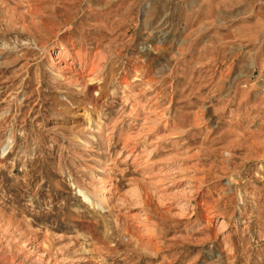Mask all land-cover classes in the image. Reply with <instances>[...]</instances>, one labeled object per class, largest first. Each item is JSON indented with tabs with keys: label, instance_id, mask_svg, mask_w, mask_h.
Listing matches in <instances>:
<instances>
[{
	"label": "rangeland",
	"instance_id": "rangeland-1",
	"mask_svg": "<svg viewBox=\"0 0 264 264\" xmlns=\"http://www.w3.org/2000/svg\"><path fill=\"white\" fill-rule=\"evenodd\" d=\"M0 264H264V0H0Z\"/></svg>",
	"mask_w": 264,
	"mask_h": 264
}]
</instances>
